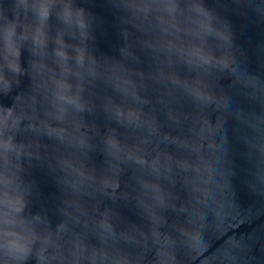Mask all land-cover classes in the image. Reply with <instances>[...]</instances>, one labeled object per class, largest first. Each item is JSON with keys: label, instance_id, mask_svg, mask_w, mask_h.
I'll use <instances>...</instances> for the list:
<instances>
[{"label": "clouds", "instance_id": "1", "mask_svg": "<svg viewBox=\"0 0 264 264\" xmlns=\"http://www.w3.org/2000/svg\"><path fill=\"white\" fill-rule=\"evenodd\" d=\"M110 2L126 13L133 26L153 33V41L143 42L145 48L164 56L168 67L180 65L193 74L191 79H181L174 72H160L158 82L181 89L198 106L207 107L219 100L209 91L210 85L204 78L212 75L213 70L234 69L230 72L233 86H238L249 100L259 104L260 111L245 113L243 109L233 108L231 103L226 109L246 122L256 134L252 147L260 158L254 164V183L250 188L254 195L264 197V191L260 190L264 188V133L261 132L264 125V78L234 63L228 21L208 9L204 0ZM256 11L264 18V9ZM53 19L55 26L51 23ZM92 23V17L76 5V0H0V96L7 98L12 94L13 86L19 88L20 77L27 76L29 80L27 92L12 96L11 105H0V264H28L30 259L36 264H129L127 257L110 253L104 247L89 248L75 234L65 254L62 241L70 231L68 221H76L77 217L62 210L66 219L53 231L46 219L27 211L32 186L23 179V163L38 158L39 144H29L18 139L19 136L33 133L85 152L89 148L88 138L80 134V124L75 116L90 111L82 94L85 85L97 79L110 84L125 100L140 105L146 103L140 100L137 86L129 78V69L121 63L102 65L90 54ZM123 35L127 39L128 34ZM22 49L29 55L26 69L21 67ZM120 53L125 59H135L127 47L121 48ZM41 107L44 108L43 119L37 115ZM105 111L117 124L145 133L141 145L134 148L121 145L114 135L109 134L105 139L107 156L112 161H131L142 173L146 171L157 179L161 176L167 179L165 174L171 171L170 158L165 157L163 162L159 156L148 160L143 154L142 146L149 142V138L159 136L156 121L146 118L141 107H125L111 101L106 104ZM70 113L73 114L71 119ZM168 118L177 122L171 113ZM163 140L179 148H189L188 143L179 138L170 140L165 135ZM58 165L63 173L59 183L73 195L92 191L111 196L119 188L120 169L114 163L108 166L111 175L99 178L71 158L62 157ZM178 166L185 172L195 170L187 161L178 162ZM138 184L154 204V207H144L152 225V242L159 246L157 264H170L175 257L167 249L173 242L167 236L161 239L162 218L154 210L169 207L166 194L158 183L138 179ZM65 204L66 208L83 215L77 200H68ZM108 217L106 210L97 223L101 244L115 235ZM122 239L136 242L134 236L127 234H122ZM208 247L201 234L194 248L206 250Z\"/></svg>", "mask_w": 264, "mask_h": 264}, {"label": "water", "instance_id": "2", "mask_svg": "<svg viewBox=\"0 0 264 264\" xmlns=\"http://www.w3.org/2000/svg\"><path fill=\"white\" fill-rule=\"evenodd\" d=\"M204 2L215 15L228 21L234 63L264 78V18L256 11L264 9V0ZM76 5L93 20L90 54L102 65L121 63L129 69V78L137 86L140 100L146 103L140 105L125 100L110 84L97 79L88 82L82 94L90 111L75 116L80 134L88 138L89 148L85 152L33 133L19 136L18 139L29 144H39L38 158L23 163V179L32 186L27 211L40 215L50 225H58L66 219L62 210H67L77 217L76 221L69 220L68 226L97 229L98 221L107 210L114 231L152 237V225L144 205L154 207V204L138 184V179H143L158 183L166 194L169 207L154 208L162 218L161 239L167 236L172 241L194 245L202 234L209 248L264 256V197L254 195L250 188L254 183L253 167L260 158L252 147L256 134L246 122L226 109L231 103L233 108L243 109L245 113H258L260 106L249 100L238 86H233L230 72L234 69L213 70L212 75L204 78L210 85L209 91L219 100L207 107L198 106L181 89L158 82L160 72H174L181 79H191L193 74L180 65L168 67L164 56L143 46L145 40H154L153 33L129 23L126 13L114 7L110 0H76ZM51 23L55 26L54 19ZM124 47L135 59L121 56L120 49ZM28 60L27 51L22 49V68H27ZM20 80V87L13 86L9 97L0 96V105H11L12 96L28 91L27 76ZM109 101L125 107H141L146 118L156 121L159 136L149 138L142 146L143 154L148 160L159 156L163 162L165 157L170 158L171 171L165 174L167 179L164 176L157 179L146 171L142 173L131 161H112L107 156L105 139L109 134L127 148L140 146L145 136L143 131L117 124L105 111ZM169 113L176 123L169 120ZM37 115L44 118L43 107L38 109ZM72 116L70 113V119ZM261 132L264 133V125ZM165 135L170 140L179 138L187 142L189 148L165 142ZM62 157L83 164L98 178L111 175L109 163L116 164L120 169L119 188L111 196L92 191L73 195L59 183L63 173L58 161ZM180 161H187L195 170L183 171L178 166ZM73 199L79 202L83 215L66 208L65 202ZM237 243L239 246H234Z\"/></svg>", "mask_w": 264, "mask_h": 264}]
</instances>
